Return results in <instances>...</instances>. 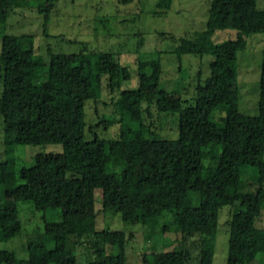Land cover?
Here are the masks:
<instances>
[{
  "label": "trees",
  "instance_id": "trees-1",
  "mask_svg": "<svg viewBox=\"0 0 264 264\" xmlns=\"http://www.w3.org/2000/svg\"><path fill=\"white\" fill-rule=\"evenodd\" d=\"M172 1L161 0L158 8L167 11ZM23 2L44 17L49 36L59 0H0V29ZM225 30L237 31V38L215 44L214 35ZM254 34H264L258 0H213L203 32L194 39L171 35L180 60L213 57L210 76L199 78L191 100L160 88V51L138 56V86L123 89L132 74L112 52L85 45L76 53L49 48L45 57L36 53L34 36L5 35L0 115L6 150L58 144L64 151L38 154L19 172L14 160L0 162V242L24 236L20 202H31L43 221V231L27 241V257L0 250V264H78L77 250L83 247L89 257L85 264H128L133 235L97 229V190L103 212L119 213L124 222L141 224L150 234L164 213L170 214L161 233L196 237V264L214 263L220 211L233 206L227 264H264L258 233L264 215V53L259 113L250 116L239 109L238 54ZM104 78L110 92L119 93L115 114L102 116L88 130L86 107L101 100ZM153 109L177 121V139L151 129L146 115L152 117ZM102 126H118L119 133L103 138L95 130ZM143 264L194 263L183 249L153 251L144 255Z\"/></svg>",
  "mask_w": 264,
  "mask_h": 264
},
{
  "label": "rangeland",
  "instance_id": "rangeland-1",
  "mask_svg": "<svg viewBox=\"0 0 264 264\" xmlns=\"http://www.w3.org/2000/svg\"><path fill=\"white\" fill-rule=\"evenodd\" d=\"M160 1L132 0L125 3L122 0H59L49 21V36L44 35V17L37 9L32 8L28 2L18 3L10 12L6 24L0 29V51L5 35L30 34L35 38L36 53L45 57L49 48L59 53H76L85 45L93 51L112 52L132 74L131 81L126 83L123 89L138 86V56L160 51L163 69L160 88L176 97L191 100L199 78L205 80L210 76L213 57L185 55L180 60L173 53L176 44L171 41V35L176 39L180 37L194 39L196 34L203 32L207 28L209 9L213 0H173L171 9L167 11L158 8ZM258 8L264 10V0H258ZM237 36V31L225 30L217 32L212 40L215 44H220L234 40ZM247 41V49L238 54L239 109L242 114L256 116L259 113L264 34L251 35ZM1 92L0 82V95ZM118 96V92H110L107 79L104 78L101 100L90 101L86 107L88 130L89 127L96 126L102 116L115 114L114 101ZM152 113V117L146 115L147 124L151 125V129L157 131L163 138L177 139V121L158 113L155 109ZM95 130L106 139L114 138L119 133L118 126H110L108 129L102 126ZM88 136L91 137L90 132ZM63 151V145L58 144L24 145L17 146L12 152L7 151L4 144L3 118L0 115V162L14 160L19 172L21 168L30 166L38 154H59ZM18 182L21 180L18 179ZM50 188L61 189L62 185H51ZM96 198L97 229L122 231L133 235L127 247L128 264H143L144 255L156 250L183 249L191 252L193 263L196 264L198 255L196 237L184 240L182 234L161 233V226L171 218L170 214L164 213L158 230L150 234L151 230L141 224L124 222L119 213L103 212L100 190H97ZM18 210L24 236L22 239L18 237L8 242H0V250L14 251L18 258L24 259L28 255L27 241L36 238L41 230L43 231V221L42 213L37 212L31 202H20ZM234 210L233 206H226L220 211L213 264H227L229 249L227 222ZM258 227V233L264 241V215ZM77 251L78 264H85L89 258L87 250L83 247Z\"/></svg>",
  "mask_w": 264,
  "mask_h": 264
}]
</instances>
